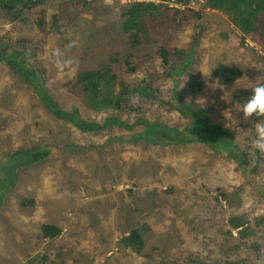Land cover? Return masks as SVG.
<instances>
[{
    "label": "rangeland",
    "instance_id": "rangeland-1",
    "mask_svg": "<svg viewBox=\"0 0 264 264\" xmlns=\"http://www.w3.org/2000/svg\"><path fill=\"white\" fill-rule=\"evenodd\" d=\"M66 1L45 2L47 28L54 12L64 9L66 19L60 30L48 33L37 66L46 69L48 87L63 107L76 105L87 118L112 120L106 131L84 133L51 116L32 88L4 63L16 49V37L39 32L37 13H26L21 22L9 21L0 12V192L5 195L0 204V264H31V257L42 254L47 257L45 264H156L161 259L175 264L190 258V252L207 260H222L221 238L227 237V218L234 214L249 219L264 215V153L253 147V133L239 134L234 141L236 154L248 150L251 165L260 155L252 173L226 148L215 151L184 138L162 144H152L149 139L137 144L128 140L130 131L143 128L142 122L133 118L141 113L120 116L133 124L127 128L117 122L114 110L90 111L71 91L78 68L96 67L116 51L126 50L128 42L119 32V11L125 3L97 0L82 8ZM186 5L201 8L203 0H188ZM204 10L202 35L195 50L197 63L189 69L191 77L199 73L202 87L191 90L181 74L180 88L188 100L197 99L200 104L204 98L203 108L211 119L232 128L245 121L234 105L245 103L252 91L233 89L237 86L234 82L221 83L223 88L211 87L215 80L212 70L221 58L242 68L239 86H247L248 79L264 80L259 59L264 51L248 39L241 44L236 36H229L234 27L226 15ZM193 32L192 24L183 25L172 34V44L186 48ZM160 70L156 59L135 73L120 72V76L139 83L147 73ZM158 90L157 101L165 104L150 103L141 121L153 125L155 131L166 127L177 136L186 120L168 108V102L175 104L173 82L158 81ZM19 148H25L24 153L13 154ZM28 148L50 152L40 161L24 165ZM12 170L16 172L14 180L9 176ZM216 187L227 190L228 195L215 199ZM25 197L33 198L34 203L21 205L19 200ZM42 222L60 225L61 233L52 240L40 239ZM143 222L148 231L143 233L141 253L117 247L121 234ZM254 240L261 243L258 255L251 248ZM240 253L264 264V224L249 236Z\"/></svg>",
    "mask_w": 264,
    "mask_h": 264
},
{
    "label": "trees",
    "instance_id": "trees-1",
    "mask_svg": "<svg viewBox=\"0 0 264 264\" xmlns=\"http://www.w3.org/2000/svg\"><path fill=\"white\" fill-rule=\"evenodd\" d=\"M187 1H134L123 4L119 11V32L128 42L126 50L122 53L116 51L96 67L78 68L73 76L71 91L78 96L81 105L90 111L114 110L118 114L117 122L127 128L133 127V124L127 123V120L121 119L120 116L127 113H141L134 115L133 118L135 121L142 122L143 128L130 131L126 135L128 140H132L135 144L142 139H149L148 142L152 144H162L184 138L188 142L205 144L215 151L226 148L232 158L244 164L245 167L249 166V172L252 173L257 168L260 155L251 165L248 150L241 149L236 154L237 148H234V141L237 140L239 134L247 136L252 132L254 118L234 124L232 128L213 121L211 115L203 107L192 109V102L195 100L185 98L178 77L181 74L184 75L186 86L191 90H201L202 83L199 73L196 71L195 76L191 77L189 69L197 63L195 50L202 35L200 23L205 15L204 9L215 10L228 17L234 27L229 31V36H236L241 44H244L248 39L258 44L264 51V0H203L201 8L187 6ZM45 2L46 0H0V12L8 16L9 21L23 22L26 20V13L36 12V24L39 28V32L34 36L16 37V49L12 50V56L6 58L4 63L12 74L19 76L27 86L32 88L39 101L55 119L68 123L84 133L106 131L110 126L109 121L112 120L110 117L100 121L94 120L83 116L81 109L76 105L69 108L63 107L48 87L46 69L37 66V59L44 50L48 33L60 30L61 23H64L63 20L66 19L64 9L54 12L47 28L44 17ZM97 2V0H67L65 3L72 7L85 8L89 3L96 4ZM176 3L182 6L173 5ZM185 24H192L194 28L188 46L184 48L173 45L172 34L182 29ZM222 35L225 36V39L229 38L226 33ZM156 59L160 62L161 70L147 73L146 78L139 83L127 82L120 76V72L121 74L135 73L149 61ZM259 59L264 77V55H259ZM211 74L218 83L220 80L222 84H228L242 76V68L238 64H229L220 58ZM165 79H170L173 82L175 97V104L171 105L168 102V108L175 109L186 120L183 130L176 132L177 136H172L166 127L155 131L153 125L147 121H141V115L146 106L153 101L159 104L164 103V101H157V95L159 94L158 81ZM194 103L199 104L196 101ZM24 151L25 148H19L14 150L13 154L21 156ZM49 152V150L36 151L28 148L24 165L40 161L47 157ZM18 163L19 161H17ZM104 169L106 170V166ZM15 174L16 172L12 170V173L9 174L11 180H14ZM214 190L217 194L215 199H218V196L228 195V191L223 188L216 187ZM4 198L5 195L0 192V204ZM19 203L24 206L33 204L34 199L21 198ZM262 224H264V215L252 219L243 214L231 215L227 218L228 228L225 230L227 237L221 238L223 242L222 260H207L206 257H200L194 252H190V258L175 264H260L250 260L246 254H241L240 248L246 244L249 236L255 235ZM232 230L236 231V235L232 234ZM39 231L40 239L52 240L61 233L62 227L52 222H42ZM146 231H148V225L145 222L132 227L120 235L116 242L117 247L141 253L144 248L143 233ZM260 245L261 243L257 240L252 242L251 248L255 255L259 254ZM46 259L45 254L36 255L29 259V263L45 264ZM156 264H167V262L161 259Z\"/></svg>",
    "mask_w": 264,
    "mask_h": 264
},
{
    "label": "clouds",
    "instance_id": "clouds-1",
    "mask_svg": "<svg viewBox=\"0 0 264 264\" xmlns=\"http://www.w3.org/2000/svg\"><path fill=\"white\" fill-rule=\"evenodd\" d=\"M211 70L206 74H203V73L202 74L205 77H208L211 73ZM248 81L249 82L247 86H239L237 84V78L234 81V84H236L237 86L233 87V89L237 87H244V88H249L252 91V95L245 103L243 104L237 103L234 105V107L236 111L242 114V117L245 120L254 118L253 128H252V132H253L252 144L256 150H258L261 153H264V80H259V79L249 80L248 79ZM210 86L213 88H223L221 81L219 80V83H217V79L212 81ZM228 92L229 91L225 92L224 97L226 93ZM231 96H232V90H231ZM225 100L231 102L230 100H227V99ZM194 102H192L193 103L192 109L202 108L205 106L204 98L202 100V103L200 104H195Z\"/></svg>",
    "mask_w": 264,
    "mask_h": 264
},
{
    "label": "built area",
    "instance_id": "built-area-1",
    "mask_svg": "<svg viewBox=\"0 0 264 264\" xmlns=\"http://www.w3.org/2000/svg\"><path fill=\"white\" fill-rule=\"evenodd\" d=\"M121 1L125 4L132 3L134 1H156L157 2V0H121Z\"/></svg>",
    "mask_w": 264,
    "mask_h": 264
}]
</instances>
